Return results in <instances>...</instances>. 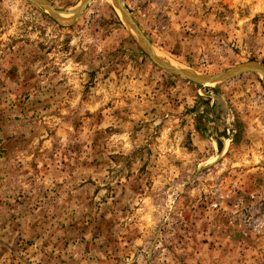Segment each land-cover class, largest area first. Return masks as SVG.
<instances>
[{
    "label": "rangeland",
    "instance_id": "obj_1",
    "mask_svg": "<svg viewBox=\"0 0 264 264\" xmlns=\"http://www.w3.org/2000/svg\"><path fill=\"white\" fill-rule=\"evenodd\" d=\"M0 0V264H264V80L202 85L113 0ZM155 55L264 69V0H120Z\"/></svg>",
    "mask_w": 264,
    "mask_h": 264
},
{
    "label": "water",
    "instance_id": "obj_2",
    "mask_svg": "<svg viewBox=\"0 0 264 264\" xmlns=\"http://www.w3.org/2000/svg\"><path fill=\"white\" fill-rule=\"evenodd\" d=\"M21 1H28V2L34 3L36 5H39L42 8H44L45 10H47L53 17H55L57 19H61V18H63L62 16L68 14V12H61V11L54 9L47 0H21ZM89 1L90 0H83L82 4L77 9L72 11L71 13L78 14L81 11V9L86 5V3H88ZM113 2L115 3L116 7L118 8L119 12L121 13L123 19L126 21V23L132 29L133 33L135 34L137 40L139 41V43L141 44L143 49L148 53V55L152 58V60L155 63H157L160 67L164 68L165 70H167L173 74L185 77V78H187V79H189L195 83L202 84V85L220 83V82H223L225 80L230 79L231 77H233L237 74H240L243 72H249V71L259 73L260 75H262L263 80H264V69L255 63L240 65V66L234 67V68H232L226 72L217 74L215 76H206V75L198 74V73L191 71V70L178 69V68L172 66L171 64L164 62L163 60L159 59L155 55L152 45L142 35V33L140 32L138 27L130 19L128 12L126 11L125 7L122 5L120 0H113Z\"/></svg>",
    "mask_w": 264,
    "mask_h": 264
}]
</instances>
